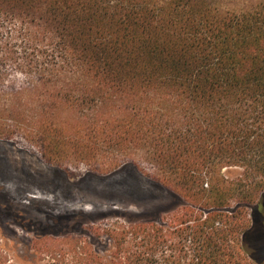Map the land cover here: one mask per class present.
Wrapping results in <instances>:
<instances>
[{
  "label": "trees",
  "instance_id": "obj_1",
  "mask_svg": "<svg viewBox=\"0 0 264 264\" xmlns=\"http://www.w3.org/2000/svg\"><path fill=\"white\" fill-rule=\"evenodd\" d=\"M228 1L0 0V21L18 11L43 29L47 63L76 88L64 93L76 124L67 136L43 127V154L89 164L138 157L189 200L172 230L137 222L130 246L114 240L124 264H253L241 244L244 221L225 211L246 208L264 188V0L236 10ZM14 47L29 58L38 48ZM30 81L33 93L40 80ZM51 90L44 96L53 108ZM230 166L242 168L232 181L221 174ZM150 200L141 216L164 211L163 192Z\"/></svg>",
  "mask_w": 264,
  "mask_h": 264
},
{
  "label": "rangeland",
  "instance_id": "obj_2",
  "mask_svg": "<svg viewBox=\"0 0 264 264\" xmlns=\"http://www.w3.org/2000/svg\"><path fill=\"white\" fill-rule=\"evenodd\" d=\"M254 1L224 4L236 10ZM11 14V21H0V71L7 74L0 79V141H15L14 148L0 145V264H124L123 249H115L114 240L122 248L130 246L127 232L137 222H162L172 230L174 217L188 210L189 200L161 186L151 165L138 162V157L135 165L130 160L110 161L108 155L89 164L64 157L49 160L48 153L43 154L36 137L44 133L43 127L67 136L76 124L73 114L64 109V93L76 88L57 66L47 63L48 50L43 48L49 45L38 34L43 29L27 24L18 11ZM14 46L38 48L29 58V50L24 55ZM32 77L40 83L36 81L30 93ZM49 89L57 95L53 108L52 100L44 96ZM1 124L11 125L12 130L2 131ZM221 174L232 181L242 175V168L224 167ZM160 192L165 195L164 211L141 216L150 198ZM263 197L264 188L246 208L238 210L230 204L225 211L228 216L240 214L244 221L241 244L253 264H264V224H255L257 211L264 222ZM65 203L80 207L71 210Z\"/></svg>",
  "mask_w": 264,
  "mask_h": 264
},
{
  "label": "flooded vegetation",
  "instance_id": "obj_3",
  "mask_svg": "<svg viewBox=\"0 0 264 264\" xmlns=\"http://www.w3.org/2000/svg\"><path fill=\"white\" fill-rule=\"evenodd\" d=\"M263 201H264V197H263ZM262 202H259V204H261ZM257 213V215H258V217L255 219V224H264V222H263V219H262V217L258 214V211L256 212ZM257 262V261H256ZM259 263V262H258Z\"/></svg>",
  "mask_w": 264,
  "mask_h": 264
}]
</instances>
